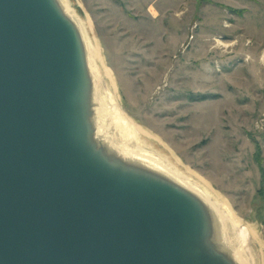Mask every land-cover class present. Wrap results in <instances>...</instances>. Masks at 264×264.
Returning <instances> with one entry per match:
<instances>
[{
	"label": "water",
	"instance_id": "water-1",
	"mask_svg": "<svg viewBox=\"0 0 264 264\" xmlns=\"http://www.w3.org/2000/svg\"><path fill=\"white\" fill-rule=\"evenodd\" d=\"M78 22L0 0V264H237L220 210L121 153Z\"/></svg>",
	"mask_w": 264,
	"mask_h": 264
},
{
	"label": "rangeland",
	"instance_id": "rangeland-1",
	"mask_svg": "<svg viewBox=\"0 0 264 264\" xmlns=\"http://www.w3.org/2000/svg\"><path fill=\"white\" fill-rule=\"evenodd\" d=\"M68 1L123 112L167 147L142 148L206 180L255 228L244 259L264 264V0Z\"/></svg>",
	"mask_w": 264,
	"mask_h": 264
},
{
	"label": "bare ground",
	"instance_id": "bare-ground-1",
	"mask_svg": "<svg viewBox=\"0 0 264 264\" xmlns=\"http://www.w3.org/2000/svg\"><path fill=\"white\" fill-rule=\"evenodd\" d=\"M62 3L68 15L76 20L78 19V25L82 26L80 27L86 40V45L88 46L89 63L94 78L97 110L106 128H108L112 134L114 132L116 137H118L122 142L123 145H120L121 153H123V155L129 160L141 163L168 176L197 194L211 208L213 207L220 210L224 218L223 220L226 221V223L229 224L230 229L233 230L235 235L234 243L236 244L238 242V244H236L238 249H234L231 245H229L234 249V252H230V247L228 246H226V250L231 253L237 264H248V262L244 259V254L241 249H244L245 245H257L254 239L256 237L255 228L250 226L247 222L242 221V219L235 214L230 205L223 200V198L216 191H214L206 180L199 177L197 173L192 172L188 168L185 172L179 171L176 167L178 166L177 164L181 163L180 160L176 158L177 156H173L175 157L173 158L175 161H173L176 165L174 166L170 160L166 162L159 156L155 155L152 150L148 151L142 148L144 145L151 147L149 142L161 145L163 148L166 146L158 138H156V136L147 131L123 112L118 99L116 84L110 70L105 67L103 61L99 63L96 61L93 44L90 41L87 30L83 28V21L77 14L78 11L76 7L73 6L72 8L68 0H62ZM114 123L118 125V127H116ZM136 142L140 145H137ZM170 152L172 154V151Z\"/></svg>",
	"mask_w": 264,
	"mask_h": 264
}]
</instances>
